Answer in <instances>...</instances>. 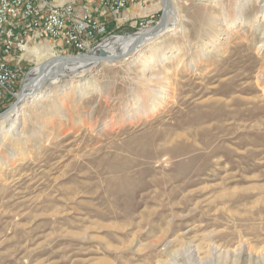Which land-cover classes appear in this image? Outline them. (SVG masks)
<instances>
[{
	"label": "rangeland",
	"instance_id": "obj_1",
	"mask_svg": "<svg viewBox=\"0 0 264 264\" xmlns=\"http://www.w3.org/2000/svg\"><path fill=\"white\" fill-rule=\"evenodd\" d=\"M261 1L170 0L125 58L53 78L44 62L149 30L162 7L79 53L25 36L0 114L45 78L0 118V264H264Z\"/></svg>",
	"mask_w": 264,
	"mask_h": 264
},
{
	"label": "built area",
	"instance_id": "obj_2",
	"mask_svg": "<svg viewBox=\"0 0 264 264\" xmlns=\"http://www.w3.org/2000/svg\"><path fill=\"white\" fill-rule=\"evenodd\" d=\"M12 1H20V11H11ZM129 5L130 0H95V6H85V3L76 4L73 8L61 6L49 14H40L38 0H11L8 5L0 7V29L8 32V40H0V112L17 95L20 62L2 60V53L13 49L14 42L23 41L24 36H63L68 45L86 41L89 50L95 46L88 41V34L106 24L93 12L100 9L114 15ZM151 23V20H140L137 26L144 30Z\"/></svg>",
	"mask_w": 264,
	"mask_h": 264
},
{
	"label": "bare ground",
	"instance_id": "obj_3",
	"mask_svg": "<svg viewBox=\"0 0 264 264\" xmlns=\"http://www.w3.org/2000/svg\"><path fill=\"white\" fill-rule=\"evenodd\" d=\"M9 1H11V0H0V7L8 5ZM51 1H53V0H48V1L47 0H38V9L40 10V14L55 13L57 11V8H59L61 6H66V8H73V6H75L76 4H83V3H85V6H95V0H78V1L76 0V1H71V2L62 3V4H58V3L54 4ZM56 1L57 2H64L66 0H56ZM136 1L137 0H130V3H135ZM261 2H263V1H261ZM249 3H250V1H249ZM168 5H169V8H170V0L168 2ZM10 9H11V11H20L21 10L20 1H12V2H10ZM260 10H261V13L264 11V2L261 3ZM230 27L231 26H229L228 28H230ZM106 33H107L106 24L102 25L101 28L92 29V34H88V41H92V43L95 44V41L97 39H99V38H102L104 40V37L106 36ZM158 34H159V32H158ZM263 34H264V32L262 33V35ZM46 37H48L51 40H53V42L61 45L64 49L72 50V51H75L77 53L82 51L84 47H88V43H86V41H79L78 45H68L64 41V37L63 36H46ZM146 39L148 40L150 38L147 37ZM0 40H8L7 29H0ZM136 41H137V39L134 36L119 37L112 44H107V46H104V47L101 46L99 49H96V50L94 49L95 51H93L92 53L94 55H98L100 53H102V54H110L111 52L116 50L115 49V44L116 45H121L124 42V44L126 43L125 46L122 49L118 50L119 52L120 51L123 52V51H126L130 46H133V44ZM26 50H28L27 49V39L24 36L23 41L14 42L13 43V49H9L6 52L2 53V60H13V61L16 62V60H18L20 58L19 56H22L26 52ZM53 64H54L53 65L54 71H52L51 75L48 76L50 78L56 77V76L60 75L61 73H63L62 69L65 67V66L60 65L59 62H54ZM68 65H69V67H65V68H68L69 70H71L72 73H75L76 71H78V70L80 71L81 69H83L81 71V73H82L84 71V69L87 68L90 64H87L85 62H80V63H74V64H71V65L70 64H68ZM39 69H38V66H36L32 70L34 75H31V73L29 72L28 79L29 80L32 79L33 83L30 84V86L27 89V92H31V91H33L34 88H37L38 83L43 78H45V77L37 78V74H38L37 72H38ZM34 80H35V82H34ZM161 94H162V96H161ZM163 94L164 93L160 92V94H159V96H157L156 100H162L165 97ZM243 248H245L244 244L237 246L233 251H231L232 252L231 257L233 256L234 258H236L238 253L240 252V250L243 249ZM187 250L188 249H185V251H187ZM256 264H263L262 260L260 262L258 261Z\"/></svg>",
	"mask_w": 264,
	"mask_h": 264
},
{
	"label": "water",
	"instance_id": "obj_4",
	"mask_svg": "<svg viewBox=\"0 0 264 264\" xmlns=\"http://www.w3.org/2000/svg\"><path fill=\"white\" fill-rule=\"evenodd\" d=\"M169 0H162V10H161V16L159 22L152 26L149 30L143 31V32H136L134 34L128 35V36H134L136 37L137 41L133 44V46H130L126 51L119 52L113 51L110 54H98L94 55L91 52H86L82 54H76L74 56H58L54 57L53 59L47 61L44 63L42 66H40V70L47 67L50 62H59L60 65L66 66L68 64H74V63H80V62H85L87 64H93L95 62H111L114 60H120L122 58H125L127 55H129L132 51L137 49L141 44L144 42L150 40L152 37H155L158 35V32L160 33L162 30H164L167 26V17L169 14V5H168ZM150 39H146V38ZM146 39V40H145ZM43 78V77H42ZM32 84V79H27L26 82H24V86L22 87L21 91L19 92L18 96L16 97L15 101L9 106V108L4 111L3 113L0 114V118L5 116L6 114L10 113L13 109H15L18 105L21 104L22 100L24 99V96L28 94L27 89Z\"/></svg>",
	"mask_w": 264,
	"mask_h": 264
},
{
	"label": "crops",
	"instance_id": "obj_5",
	"mask_svg": "<svg viewBox=\"0 0 264 264\" xmlns=\"http://www.w3.org/2000/svg\"><path fill=\"white\" fill-rule=\"evenodd\" d=\"M161 7H162V0H144L143 3L129 5L121 9L120 12L123 17L119 20H117L116 19L117 17L113 16L110 12L104 13L103 10L101 11L100 9L95 10L93 14L96 17H99L101 21H104L107 25V28H109L110 26H114V25L117 26V25H121L122 23L127 24L129 21L133 19L142 20L145 17L147 18L151 17L155 15L157 11L161 10Z\"/></svg>",
	"mask_w": 264,
	"mask_h": 264
},
{
	"label": "trees",
	"instance_id": "obj_6",
	"mask_svg": "<svg viewBox=\"0 0 264 264\" xmlns=\"http://www.w3.org/2000/svg\"><path fill=\"white\" fill-rule=\"evenodd\" d=\"M12 101V100H11ZM3 110H1V112H2Z\"/></svg>",
	"mask_w": 264,
	"mask_h": 264
}]
</instances>
